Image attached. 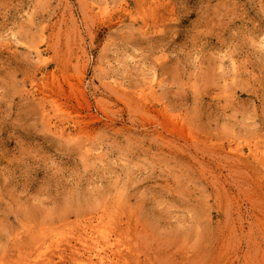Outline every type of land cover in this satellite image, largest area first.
Segmentation results:
<instances>
[{"label": "rangeland", "instance_id": "374dc122", "mask_svg": "<svg viewBox=\"0 0 264 264\" xmlns=\"http://www.w3.org/2000/svg\"><path fill=\"white\" fill-rule=\"evenodd\" d=\"M0 264H264V0H0Z\"/></svg>", "mask_w": 264, "mask_h": 264}, {"label": "bare ground", "instance_id": "6f19581e", "mask_svg": "<svg viewBox=\"0 0 264 264\" xmlns=\"http://www.w3.org/2000/svg\"><path fill=\"white\" fill-rule=\"evenodd\" d=\"M37 52H38V51H37ZM46 74H47V73H46ZM154 87H155V86H154ZM35 88H36V87H35ZM155 88H156V87H155ZM36 89H37V88H36ZM30 93H31V91H30ZM34 96H35V95H34ZM53 102H54V101H53ZM54 109H55V110L57 109V111L53 110V112H54V111H55V112H58V111H59V108H57V107L54 108ZM55 112H54V114H56ZM45 113H46V112H45ZM47 113H48V111H47ZM51 113H52V112H51ZM52 114H53V113H52ZM52 114H51V115H52ZM46 115H47V114H46ZM48 115H49V117H50V119H51L52 116H50V113H49ZM48 115H47V118H49ZM56 115H57V114H56ZM56 115H55V116H56ZM53 116H54V115H53ZM55 116H54V117H55ZM57 116H59V115H57ZM44 117H45V116H44ZM55 118H57V117H55ZM52 119H53V118H52ZM56 120H57V119H56ZM59 121H61V120H59ZM52 122H54V121H52ZM47 123H48V124H51V122L49 123V121H48ZM47 123H46V124H47ZM60 123H62V122H60ZM62 125H63V124H62ZM48 126H49V125H48ZM50 126H52V125H50ZM51 128H52V127H51ZM51 128H50V129H51ZM55 128L59 131V132H57V133H61V134H62L61 137H62L63 135H65L66 131H65V128H63V126H61V125H56V123H55V127H54V129H55ZM57 130H55V131H57ZM53 132H54V131H53ZM54 133H56V132H54ZM57 135H58V134H57ZM68 137H69V136H68ZM237 148H238V147H237ZM236 150H237V149H236ZM89 228H90V227H89ZM95 231H96V230H95ZM85 232H86V231H85ZM90 232H91V231H90ZM93 232H94V231H93ZM79 234H80V233H79ZM85 235H86V234H85ZM92 235H93V234H92ZM89 236H90V235H89ZM81 237H83V236H81ZM94 237H95V236H94ZM101 237H102V236H101ZM84 238H85V236H84ZM88 238H90V237H88ZM99 238H100V237H99ZM102 238H103V237H102ZM107 239H108V238H107ZM107 239H106V241H107ZM79 240H80V239H79ZM85 240H86V239H85ZM85 240H84V242H85ZM88 240H89V239H88ZM99 240H100V239H99ZM99 240H98V243H99ZM108 240H109V239H108ZM104 241H105V240H104ZM102 242H103V241H102ZM96 243H97V242H96ZM112 243H113V242H112ZM84 244H85V243H83V245H84ZM106 244H107V243H106ZM85 246H86V244H85ZM87 246H88V245H87ZM90 246H91V245H90ZM94 246H95V245H94ZM94 246H93V249H94ZM101 246H102V245H101ZM117 246H118V245H117ZM83 248H84V247H83ZM97 248H98V247H97ZM98 249H99V248H98ZM100 249H101V248H100ZM85 250H87V249H85ZM96 250H97V249H96ZM103 250H104V249H103ZM105 250H106V249H105ZM119 250H120V249H119ZM88 251H89V249H88ZM98 251H99V250H98ZM115 251H116V250H115ZM85 252H86V251H85ZM93 252H94V251H93ZM96 252H97V251H96ZM117 252H118V250H117ZM89 253H90V252H89ZM95 254H96V253H95ZM95 254H94V255H95ZM97 254H98V252H97ZM97 254H96V255H97ZM99 254H100V253H99ZM113 254H114V253H113ZM90 255H91V254H90ZM93 257H94V256H93ZM97 257H98V256H97ZM98 258H99V257H98Z\"/></svg>", "mask_w": 264, "mask_h": 264}]
</instances>
